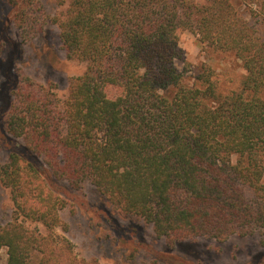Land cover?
<instances>
[{
  "label": "trees",
  "instance_id": "16d2710c",
  "mask_svg": "<svg viewBox=\"0 0 264 264\" xmlns=\"http://www.w3.org/2000/svg\"><path fill=\"white\" fill-rule=\"evenodd\" d=\"M60 29L69 58L88 66L62 111L30 97L10 111L15 139H4L10 154L0 167L15 205L0 229L7 264H87L68 240L59 245L26 226L56 230L63 183L86 181L170 243L259 235L264 247V40L230 1L70 0ZM183 29L236 53L247 73L243 93L218 98L208 80L204 88L186 83L176 68Z\"/></svg>",
  "mask_w": 264,
  "mask_h": 264
},
{
  "label": "rangeland",
  "instance_id": "374dc122",
  "mask_svg": "<svg viewBox=\"0 0 264 264\" xmlns=\"http://www.w3.org/2000/svg\"><path fill=\"white\" fill-rule=\"evenodd\" d=\"M193 1L199 7L207 4V0ZM229 1L249 24L253 36L264 40V0ZM69 6L70 0H0V167L8 162L10 154L4 139L14 138L7 131L11 109L30 97L47 104L53 102L62 111L73 80L87 70L86 62L69 58L61 42L60 25L67 17ZM179 49L176 68L188 85L204 88L208 80L218 98L243 93L247 73L236 53L207 47L186 29L180 32ZM244 96L251 97V94ZM16 140L21 145L27 144L24 139ZM239 160L238 155L232 156L233 164ZM62 186L66 188V196L62 198L67 201L65 209L59 210L62 224L52 231L29 220L26 226L43 236L52 233L59 245L63 239L68 240L79 261L87 264H264V247L259 235L232 236L223 243L207 238L170 243L165 237H158L152 225L115 208L90 182H84L78 189H72L67 183ZM244 190L248 199H254L252 188L245 186ZM14 212L11 190L0 182V229L13 221ZM108 219L115 228L109 225ZM7 261L8 249L3 247L0 264Z\"/></svg>",
  "mask_w": 264,
  "mask_h": 264
}]
</instances>
